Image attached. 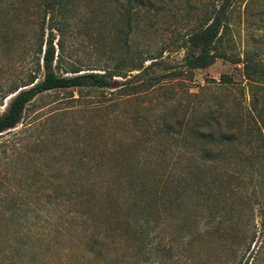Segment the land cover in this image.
Segmentation results:
<instances>
[{
    "label": "rangeland",
    "instance_id": "374dc122",
    "mask_svg": "<svg viewBox=\"0 0 264 264\" xmlns=\"http://www.w3.org/2000/svg\"><path fill=\"white\" fill-rule=\"evenodd\" d=\"M42 3L0 0V116L12 90L43 79ZM144 4L131 11L126 0L70 3L63 31H55L60 74L130 60L151 67L142 77L116 78L112 89L43 94L0 137V264H264V155L243 162L242 149L228 147L227 160L211 170L220 195L204 189L207 181L197 191L191 171L188 191L171 186L173 205L158 187L185 169V158L174 169L190 149L178 132L195 108L207 113L225 104L231 118L247 114L251 89L237 62L247 52L264 55V22L238 5L220 44L225 57L190 72L183 68L187 42L206 20L209 0ZM48 37L46 30L43 52ZM223 76L233 83L222 85ZM245 123L256 138L253 119ZM230 187L240 193L228 197ZM218 205L234 207L232 217L224 211L205 220Z\"/></svg>",
    "mask_w": 264,
    "mask_h": 264
},
{
    "label": "trees",
    "instance_id": "16d2710c",
    "mask_svg": "<svg viewBox=\"0 0 264 264\" xmlns=\"http://www.w3.org/2000/svg\"><path fill=\"white\" fill-rule=\"evenodd\" d=\"M42 1L41 14L43 18L41 28L43 34L42 44L37 51V56L39 58V72L43 69L44 76L40 81H37V78H33L28 84L17 87L9 93L7 96L9 97V103L6 106V111L0 116V137L16 130L23 123L29 105L43 94L61 90L78 91L82 94L84 91L112 89L117 83L116 78L126 79L128 77L127 74L134 71L140 72L138 75L142 77L151 67L145 68L144 62L137 64L135 60H130L125 66L122 63V65L114 69L105 68L104 70H99L102 72L69 68L63 70V74H60L59 71L63 69V60L57 56L55 31L60 33L63 31L62 19L65 20L67 18L69 6L73 0ZM126 2L131 5V11L145 5L144 0H126ZM209 2L211 10L206 20L198 31L189 36L187 42L188 49L183 68L190 72L206 70L214 66L219 59L225 57V54L221 52L220 44L223 42L225 32L238 5H245V14L248 18L256 17L264 22V5L256 8L257 5H262L264 0H209ZM46 30L49 31V37L46 40V49L43 52ZM41 59L43 60L42 66ZM155 63L157 62H153L151 65ZM237 63L243 64V73L249 81L251 89L252 99L250 105L247 106V114L242 111L239 117L231 118L229 107L225 104L219 110H211L207 113L200 112L197 108L192 111L186 124L180 125L184 131L180 130L178 132L179 136L182 137L181 140H184L190 149L183 152L184 154H178L179 157L176 159V167L174 169L182 162V158L188 161L185 169H177L178 172L173 177L160 180V185H158V187H161L160 192L162 195L160 196L163 197L164 202L170 196L167 201L168 205L175 203L172 195H170L171 186L177 187L178 191H188L186 185L189 184L190 171L192 177L197 179V184L200 185L197 191H202L203 186L201 187V183L207 181L210 182V185L205 186L204 189L206 188L211 195L220 193L222 191L221 182L214 179V174L211 170H213L212 167L214 168L216 162L227 160V154H230L228 147L234 146L238 150L242 149L239 154L237 153V158L243 162H249L256 157L259 158V153L264 155V132L262 130V126H264V98H259V93L264 91L263 52L261 50L247 52L244 59ZM95 71H98V69H95ZM220 83L228 86L233 83V80L231 77L223 76ZM247 116L253 119L257 127L256 138L251 136L252 140L245 133ZM253 142L259 144L258 150L253 147ZM245 143L250 147V150L246 151L242 147ZM221 176L222 178H243L241 173H223ZM227 192L226 195L231 198L239 194L240 189L230 187ZM133 207L138 208L139 205L135 203ZM215 210L217 212H211L212 214L210 213L206 216L205 220L207 218L216 219V217L222 219L224 211H226V215L232 217L234 207L229 210L226 208L222 210L220 205H218ZM150 236L151 233H148L146 237L149 238Z\"/></svg>",
    "mask_w": 264,
    "mask_h": 264
}]
</instances>
